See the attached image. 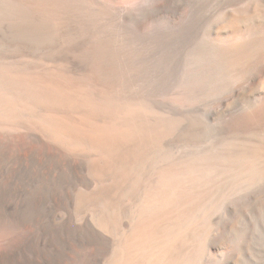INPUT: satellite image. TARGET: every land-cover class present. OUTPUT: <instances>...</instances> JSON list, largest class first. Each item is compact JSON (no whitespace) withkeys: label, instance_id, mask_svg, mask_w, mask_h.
<instances>
[{"label":"bare ground","instance_id":"1","mask_svg":"<svg viewBox=\"0 0 264 264\" xmlns=\"http://www.w3.org/2000/svg\"><path fill=\"white\" fill-rule=\"evenodd\" d=\"M101 3L68 2L50 19L23 21L48 28L40 44L1 52L0 42V194L24 190L26 217L42 209L52 226L82 234L85 253L73 264H238L250 243L236 208L223 209L245 184L264 181V0L221 15L202 49L236 83L217 112L242 108L217 145L187 138L210 70L165 75L101 16L119 5ZM72 10L84 15L75 25L65 17ZM237 206L264 212V186ZM29 228L0 220L10 232L0 264H56L17 256L33 243Z\"/></svg>","mask_w":264,"mask_h":264},{"label":"rangeland","instance_id":"2","mask_svg":"<svg viewBox=\"0 0 264 264\" xmlns=\"http://www.w3.org/2000/svg\"><path fill=\"white\" fill-rule=\"evenodd\" d=\"M102 1L0 0L1 52L19 51L47 39L48 28H23V21L50 19L56 8L68 2L73 7L84 4L95 8L100 7ZM251 1L253 0H150L137 11H131L124 7L131 0H109L110 4L119 5V8L111 13L108 10L101 13V16L119 22V39H135L141 43L146 56L158 59L160 70L170 78L183 76L186 71L194 73L198 69H208L214 75L210 88L197 93L192 110L186 117L193 129L192 135H187L188 139L190 136L195 140L208 137L211 143L217 145L223 136V125L231 119L234 112L242 110L237 104L232 111L217 112L221 101L232 92L236 83L225 72L217 73L216 62L220 58L203 57L202 49L221 15L244 8ZM65 17L71 25H75L83 20L84 15L79 10H72L67 11ZM24 186L25 183L22 187ZM263 186V180L245 184L239 194L235 193L226 200L223 209L227 216L232 207L236 208L238 218H241L238 219L237 231L246 236L250 243L236 257L239 259L238 264H264V212L256 209L253 214H249L237 206L250 202ZM32 211L29 195L24 190L8 188L0 194L1 223H22L30 227L33 243L26 246L24 252L22 249L17 253L20 259H56V264H73L84 256L87 245L82 234L73 228L61 230L52 226L49 216L42 209L35 211V218L25 216L24 213ZM11 212L17 214L21 221L13 220L9 214ZM9 233V230H1L0 245L6 241ZM240 243L236 249L240 247Z\"/></svg>","mask_w":264,"mask_h":264},{"label":"clouds","instance_id":"3","mask_svg":"<svg viewBox=\"0 0 264 264\" xmlns=\"http://www.w3.org/2000/svg\"><path fill=\"white\" fill-rule=\"evenodd\" d=\"M150 0H131L124 7L126 10L137 11L142 5L149 3Z\"/></svg>","mask_w":264,"mask_h":264}]
</instances>
